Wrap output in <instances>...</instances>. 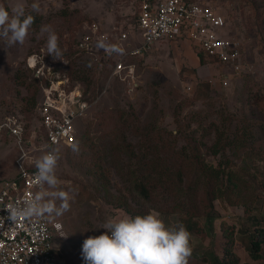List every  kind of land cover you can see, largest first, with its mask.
Listing matches in <instances>:
<instances>
[{
	"label": "rangeland",
	"instance_id": "374dc122",
	"mask_svg": "<svg viewBox=\"0 0 264 264\" xmlns=\"http://www.w3.org/2000/svg\"><path fill=\"white\" fill-rule=\"evenodd\" d=\"M191 1L224 16L229 35L241 40L253 65L226 89L219 81L230 72L199 61L201 53L188 42H158L135 59L136 87L110 79L115 58L107 56L105 44L91 55L76 49L92 22L111 35L121 27L133 32L134 0H0L10 13L23 4L26 14L41 17L22 45L0 43V122L12 117L24 125L26 149L42 145L36 105L49 84L33 78L27 66L35 55L63 81L60 89L79 87L90 103L76 122L75 143L57 155L56 190L68 193L69 210L44 214L64 264H85L84 240L101 235L108 219L150 209L166 222L186 226L192 248L188 264H213L226 251L238 264L255 263L241 229L248 218L259 222L254 229L264 228V0ZM34 3L38 13L31 9ZM42 24L59 37L58 60L48 55ZM18 148L12 138L0 136V186L18 175ZM140 186L148 189L149 199L141 197ZM55 202L59 207L61 201Z\"/></svg>",
	"mask_w": 264,
	"mask_h": 264
},
{
	"label": "built area",
	"instance_id": "2783aa9c",
	"mask_svg": "<svg viewBox=\"0 0 264 264\" xmlns=\"http://www.w3.org/2000/svg\"><path fill=\"white\" fill-rule=\"evenodd\" d=\"M134 2L138 4V15L131 28L133 32L121 27L111 35L101 24L92 22L85 35L76 42V49L88 55L101 43L106 45L107 56L114 54L112 58H115L110 79L115 77L127 82L128 86L136 87L133 84L136 77L134 60L148 54L156 43L162 41L188 42L210 61V66L226 68L229 76L223 75L219 81V87L223 89L229 86L234 76L251 71L253 65L248 63L243 53L241 40L229 35L227 20L208 5L187 0ZM110 36L113 42L108 39ZM113 45L119 48V52L111 51ZM32 58H29L27 66L32 67L33 78L39 80L44 77L50 85L42 88L41 99L36 105L37 121L42 128V145L34 149L37 154L33 153L35 151L26 149L23 142V124L12 117H5L0 122V136L14 139L21 154L15 162L18 175L0 186V264H64L54 241L53 227L45 215L21 216L13 221L9 210L13 206H22L40 190L35 180V157L50 150L58 155L62 148L72 146L76 122L86 115L90 104L84 100L79 87L71 91L64 87L60 89L63 81L53 78L54 71L46 70L43 62L39 63V56ZM262 63L264 67V59ZM64 79L67 83L68 80ZM66 91L70 94L67 98L64 95ZM56 229L62 237V229Z\"/></svg>",
	"mask_w": 264,
	"mask_h": 264
},
{
	"label": "clouds",
	"instance_id": "9594fccd",
	"mask_svg": "<svg viewBox=\"0 0 264 264\" xmlns=\"http://www.w3.org/2000/svg\"><path fill=\"white\" fill-rule=\"evenodd\" d=\"M31 9L38 13L39 5L34 3ZM34 21L35 17L26 14L23 4H16L11 13L0 5V43L6 47L22 45ZM40 32L47 33L48 55L58 60L62 54L58 35L44 24ZM100 47L105 45L101 43ZM111 51L119 52V48L113 45ZM74 151L78 149L74 148ZM57 160L58 156L51 150L35 159V180L40 190L22 206H13L9 210L10 219L15 221L21 216L31 218L44 214L59 216L69 210L68 193L56 190L60 183L55 175ZM57 199L61 201L59 207L55 202ZM103 229L105 231L101 235L84 240L82 256L85 264H188L192 254L186 226L178 220L166 222L154 209L145 215L124 214L110 218Z\"/></svg>",
	"mask_w": 264,
	"mask_h": 264
},
{
	"label": "trees",
	"instance_id": "16d2710c",
	"mask_svg": "<svg viewBox=\"0 0 264 264\" xmlns=\"http://www.w3.org/2000/svg\"><path fill=\"white\" fill-rule=\"evenodd\" d=\"M5 8L8 10L7 7H5ZM256 8H258V7L256 6ZM40 19H41V17H35V21L31 27H38ZM260 25L264 26V19L261 21ZM262 29L264 30V28H262ZM197 58H199V61H201V62L205 61V62H208V64H210V61L207 58H205L202 54H199ZM111 69H112V66H111ZM111 69L109 71V74L111 72ZM109 74H108V76H109ZM73 77H74V79H83L84 78L80 75H74ZM84 79H85V81H89V79H87V78H84ZM207 85H209V84H207ZM81 90L83 92V89H81ZM4 136L5 135H2L1 138ZM213 153L215 155L216 150H214ZM262 157H264V156H261L260 158H262ZM262 161H263L262 171L264 172V159ZM214 174H215V176L218 175L217 172H214ZM136 190H137V187H136ZM139 191H140L141 197L143 199H149L150 195H149V191L147 188L140 186ZM136 215H144V214L140 213V214H136ZM239 220L241 221L243 219H239ZM248 221H249V223L247 224V226L244 225V228L241 229V233L243 235L242 240H247V244H246L245 249H246L248 255L250 256L251 260L253 262H255L254 264H264V247H263V245H264V228H258V227H256L255 229L253 228V225L256 226L259 223L255 218H248ZM250 222H252V224ZM261 249H263V250L261 251ZM213 264H238V258L234 254H231V252L226 251L223 259H221V260L216 259ZM241 264H246V263H241Z\"/></svg>",
	"mask_w": 264,
	"mask_h": 264
},
{
	"label": "crops",
	"instance_id": "0c3cea01",
	"mask_svg": "<svg viewBox=\"0 0 264 264\" xmlns=\"http://www.w3.org/2000/svg\"><path fill=\"white\" fill-rule=\"evenodd\" d=\"M187 1H190V2H195V1H191V0H187ZM196 3V2H195ZM163 42V41H162ZM154 47V46H153ZM10 138V137H9ZM25 138V136H24ZM14 140V139H13ZM15 142V141H14ZM16 144V143H15ZM17 146V145H16ZM19 149V148H18ZM47 187V186H46Z\"/></svg>",
	"mask_w": 264,
	"mask_h": 264
},
{
	"label": "bare ground",
	"instance_id": "6f19581e",
	"mask_svg": "<svg viewBox=\"0 0 264 264\" xmlns=\"http://www.w3.org/2000/svg\"><path fill=\"white\" fill-rule=\"evenodd\" d=\"M54 87H57V84H54Z\"/></svg>",
	"mask_w": 264,
	"mask_h": 264
}]
</instances>
